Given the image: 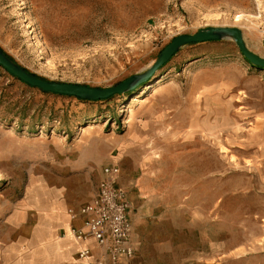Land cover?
<instances>
[{
	"label": "rangeland",
	"instance_id": "1",
	"mask_svg": "<svg viewBox=\"0 0 264 264\" xmlns=\"http://www.w3.org/2000/svg\"><path fill=\"white\" fill-rule=\"evenodd\" d=\"M205 26H236L264 58V0H0L9 57L94 88ZM113 163L139 217L124 262L264 264V69L232 40L185 45L106 99L44 92L0 66V264H62L51 240Z\"/></svg>",
	"mask_w": 264,
	"mask_h": 264
},
{
	"label": "built area",
	"instance_id": "2",
	"mask_svg": "<svg viewBox=\"0 0 264 264\" xmlns=\"http://www.w3.org/2000/svg\"><path fill=\"white\" fill-rule=\"evenodd\" d=\"M95 192L70 217H80V227L71 226L70 235L78 242L92 239L97 250L93 257L88 247L78 251V257L87 264H123L135 254L131 246V205L126 192L119 186V167L106 164L101 168Z\"/></svg>",
	"mask_w": 264,
	"mask_h": 264
},
{
	"label": "water",
	"instance_id": "3",
	"mask_svg": "<svg viewBox=\"0 0 264 264\" xmlns=\"http://www.w3.org/2000/svg\"><path fill=\"white\" fill-rule=\"evenodd\" d=\"M228 38L237 45V48L243 58L250 65L264 69V58L250 51L242 38L241 29L228 26H205L198 29L194 33L180 34L172 38V40L164 46L159 52L153 64L139 74L128 76L126 80L119 82L111 87H89L83 84L58 82L53 80H45L37 75L30 73L24 67L20 66L11 57H9L0 48V66L3 67L12 77L19 79L21 82L29 86H35L44 92H52L60 95H70L77 98L88 100L106 99L113 94L126 93L133 88L141 85L149 80L159 67L163 66L167 60L173 56L179 49L190 43H203L204 41H216Z\"/></svg>",
	"mask_w": 264,
	"mask_h": 264
},
{
	"label": "crops",
	"instance_id": "4",
	"mask_svg": "<svg viewBox=\"0 0 264 264\" xmlns=\"http://www.w3.org/2000/svg\"><path fill=\"white\" fill-rule=\"evenodd\" d=\"M100 174H101V171H100ZM101 177H102V174H101ZM119 183L121 184V180L119 181ZM81 204H83V203H81ZM48 213L49 214H47V215L49 217V221L53 220L54 222H56L57 220H61V217H59L61 214L57 210L55 211V208L52 209V211L48 212ZM132 213H134V211ZM63 216L64 217L66 216L65 213ZM137 217L135 216V217H132V219L131 218L130 219L133 220L134 223H136L137 221L135 219ZM138 220H139V217H138ZM62 223L65 226L66 234L69 231L68 225L76 226V227H80L82 225L80 217L70 218L69 215H68V220H67V218H65V220L62 221ZM62 240L56 239L53 237V239L51 240V243H50L52 245L56 244L53 249H55V248H56V250L62 249L61 251L65 254L63 256L64 261L63 262L60 261V263H62V264H86L87 261L80 259L78 257V254H77L78 251L85 246L90 249V252L92 253L93 257H96L98 254L92 239H89L87 241L80 243V242L76 241L72 236L68 235V236H65V239H62ZM128 263L129 262H127V263L124 262L123 264H128Z\"/></svg>",
	"mask_w": 264,
	"mask_h": 264
},
{
	"label": "bare ground",
	"instance_id": "5",
	"mask_svg": "<svg viewBox=\"0 0 264 264\" xmlns=\"http://www.w3.org/2000/svg\"><path fill=\"white\" fill-rule=\"evenodd\" d=\"M216 99H218V98H216ZM139 103H140V102H139ZM225 104H226V103H225ZM226 108H227V107H226ZM226 110H228V109H226ZM129 113H130V112H129ZM130 120H131V119H129L128 121H130ZM126 123H127V122H126ZM128 141H129V139L124 141L126 145L128 144ZM180 145H181V144H180ZM180 145H179V146H180ZM102 149H103V148H102ZM120 154H121V153H120ZM119 158H120V157H119ZM212 159H213V158H212ZM181 165H182V164H181ZM183 165H184V163H183ZM183 165H182V166H183ZM179 167H180V164H179ZM185 167H187V166H185ZM187 169H188V168H187ZM191 170H192V169H191ZM193 170H194V169H193ZM193 170H192V171H193ZM192 174H193V173H192ZM199 174H200V173H199ZM68 235H69V231H68V233L66 234V236H68Z\"/></svg>",
	"mask_w": 264,
	"mask_h": 264
}]
</instances>
